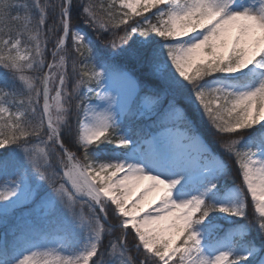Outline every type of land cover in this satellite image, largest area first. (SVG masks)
<instances>
[{
  "label": "snow or ice",
  "instance_id": "1",
  "mask_svg": "<svg viewBox=\"0 0 264 264\" xmlns=\"http://www.w3.org/2000/svg\"><path fill=\"white\" fill-rule=\"evenodd\" d=\"M0 264H264V0H0Z\"/></svg>",
  "mask_w": 264,
  "mask_h": 264
},
{
  "label": "trees",
  "instance_id": "2",
  "mask_svg": "<svg viewBox=\"0 0 264 264\" xmlns=\"http://www.w3.org/2000/svg\"><path fill=\"white\" fill-rule=\"evenodd\" d=\"M96 2H97V3H100V2H104V3H106V0H96ZM101 47H103V45H102ZM207 135H208V137H209L210 140H214V139H215V137L212 136V134H211L210 131L207 133ZM229 162H230V161H229ZM230 163H231V162H230ZM233 171H235V167H233Z\"/></svg>",
  "mask_w": 264,
  "mask_h": 264
}]
</instances>
